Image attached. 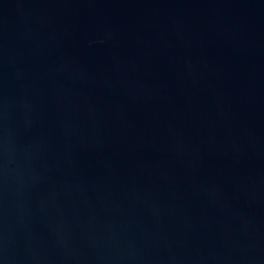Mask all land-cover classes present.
Listing matches in <instances>:
<instances>
[{
    "label": "water",
    "instance_id": "water-1",
    "mask_svg": "<svg viewBox=\"0 0 264 264\" xmlns=\"http://www.w3.org/2000/svg\"><path fill=\"white\" fill-rule=\"evenodd\" d=\"M0 264H264V0H0Z\"/></svg>",
    "mask_w": 264,
    "mask_h": 264
}]
</instances>
